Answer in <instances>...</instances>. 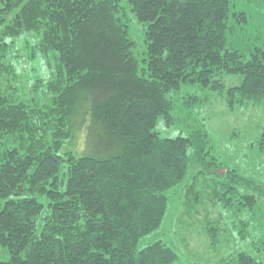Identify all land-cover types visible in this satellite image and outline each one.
<instances>
[{
	"label": "trees",
	"instance_id": "16d2710c",
	"mask_svg": "<svg viewBox=\"0 0 264 264\" xmlns=\"http://www.w3.org/2000/svg\"><path fill=\"white\" fill-rule=\"evenodd\" d=\"M237 1L0 0V264H178L163 240L140 244L169 192L201 181L242 242L262 236L264 181L220 161L206 116L217 97L264 107V48L229 41L250 24ZM258 244L219 264H264Z\"/></svg>",
	"mask_w": 264,
	"mask_h": 264
},
{
	"label": "rangeland",
	"instance_id": "374dc122",
	"mask_svg": "<svg viewBox=\"0 0 264 264\" xmlns=\"http://www.w3.org/2000/svg\"><path fill=\"white\" fill-rule=\"evenodd\" d=\"M122 3L124 6L128 5L127 0ZM233 9L246 11L250 15V24L244 30L238 28L229 33L230 44L246 52L254 47L264 48V0H238ZM131 19L132 37L139 48L143 49V28L133 16ZM25 38L31 42L17 44L15 51L20 52L22 47L35 43L31 34ZM30 67L35 68L32 72L34 76L45 78L48 75L49 71L41 65L31 62L27 64V68ZM224 80L230 87L239 85L242 77L227 76ZM206 116L213 136L215 155L220 161L244 175L264 181V107L245 104L237 110H230L224 98L217 97L206 110ZM156 130L162 136H175V132L168 130L162 118L158 120ZM83 136L82 131H76L69 148L83 152ZM190 175L193 177L194 172ZM191 182L187 183L191 185ZM203 182L196 190L197 196L188 194L189 188L184 186L169 192L174 200L170 202L163 225L143 238L141 247L163 240L178 252L181 258L178 264H219L238 250L255 253V245H259V239L264 238V231L260 232L262 236H251L249 240L242 242L229 215L215 202L209 191L202 190ZM260 214L264 216V201ZM242 218L248 219L247 216ZM254 239L256 240L253 241ZM6 258L7 252L0 248V260Z\"/></svg>",
	"mask_w": 264,
	"mask_h": 264
}]
</instances>
